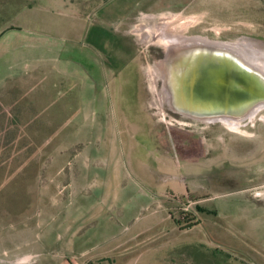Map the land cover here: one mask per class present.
<instances>
[{
  "label": "rangeland",
  "instance_id": "rangeland-1",
  "mask_svg": "<svg viewBox=\"0 0 264 264\" xmlns=\"http://www.w3.org/2000/svg\"><path fill=\"white\" fill-rule=\"evenodd\" d=\"M201 40L264 72V0H0V264H264V102L165 88Z\"/></svg>",
  "mask_w": 264,
  "mask_h": 264
},
{
  "label": "water",
  "instance_id": "water-1",
  "mask_svg": "<svg viewBox=\"0 0 264 264\" xmlns=\"http://www.w3.org/2000/svg\"><path fill=\"white\" fill-rule=\"evenodd\" d=\"M219 42L221 41L206 42L205 47L200 48L197 53V59L198 61H206L205 63L209 64L206 74L211 77L212 85L225 96V102L230 103V100H232L235 104L234 108L228 112V109H224V113H235L237 111L236 105L240 103L244 106L242 112L247 114L259 102H264V72L254 66L240 52L227 44ZM217 48L221 52L217 53ZM195 51L193 48H188L172 57L174 61L177 60V62L183 64L182 73L193 59ZM238 58L241 59L242 70L237 65ZM199 74H201V70L198 69L192 75L199 76ZM181 79L182 84H184V76ZM170 94L173 96L172 92ZM180 95L189 107L183 86ZM238 111L240 112V109Z\"/></svg>",
  "mask_w": 264,
  "mask_h": 264
},
{
  "label": "bare ground",
  "instance_id": "bare-ground-1",
  "mask_svg": "<svg viewBox=\"0 0 264 264\" xmlns=\"http://www.w3.org/2000/svg\"><path fill=\"white\" fill-rule=\"evenodd\" d=\"M166 27L163 26V28L162 27L161 28L163 30V33L166 34V35L165 34L164 35L167 38H169V39H172L174 37H176V39L182 38V35H180V34L176 35L174 31H173L174 33L168 32V30H166ZM192 42L193 41H191L189 44H188V42H185V43H187L186 46H188L185 49L193 48L196 51H195V55L193 56V59L191 60L189 65L187 67H185L186 69H184V73H182L183 64L177 62V60L174 61V59L172 58L170 60L167 59L163 62L164 67H165V73H166V75L164 76L165 77V83H166L165 88H166V90H168V88L172 89L173 96L170 97V100H171L173 106L178 111L190 113L193 115L195 114L196 116L201 117L202 119H208L209 120V119H213V118H210L208 115H210L211 113H215L217 111V108L221 107V105H222L221 103L224 101L223 95L220 92V90H217L215 88V86L212 85L213 83H211V77L207 76V74H206V69H207L209 64H206L205 63L206 61H198L197 53L199 52L200 47L191 46L193 44ZM185 43H183V44H185ZM232 45H234V44H232ZM217 49H216L217 53L221 52L219 48H217ZM246 53L248 56L253 58L252 53H248V52H246ZM239 59L240 58H238L239 62L237 63V65L242 70L243 66H242V63ZM198 69L201 70V74H199V76L192 75L194 73V71L198 70ZM182 76H184V84H182V81H181ZM192 80H193V85H192ZM167 86H168V88H167ZM182 86H183V90H184L185 95H186V100L189 103V107L187 106L185 99L180 95V90H181ZM259 105H264V103H260ZM256 110L257 109L253 110L252 112L250 110L249 113L251 112L252 114L251 113L250 114L253 115L255 113L254 111H256ZM202 114H204V115H202ZM220 117L227 118L224 115L220 116ZM224 120H227V119H224ZM235 124H236V121L233 120L231 125L233 127H236Z\"/></svg>",
  "mask_w": 264,
  "mask_h": 264
},
{
  "label": "flooded vegetation",
  "instance_id": "flooded-vegetation-1",
  "mask_svg": "<svg viewBox=\"0 0 264 264\" xmlns=\"http://www.w3.org/2000/svg\"><path fill=\"white\" fill-rule=\"evenodd\" d=\"M205 42H213V41H210V40H201L200 42H198V43H196L195 44V46H197V47H200V48H203V47H205V45H206V43ZM205 43V44H204ZM199 44V45H198ZM241 60V59H240ZM211 83H212V81H211ZM167 88H168V86H167ZM168 90H169V92L171 93L172 92V89H170V88H168ZM223 102L221 103L222 105H221V107L220 108H217V111L215 112V113H211L210 115H208L210 118H213L214 119V121H220L221 120V118H219V116H225V117H229V118H231V117H233V118H243V117H245L244 115H246V114H244L242 111V108L244 107V106H242V104H237L236 106H237V111L235 112V113H230V114H225L224 113V109H228L227 110V112L228 111H230V109L232 110L233 108H234V106H235V104H234V102L232 101V100H230V103H226L225 102V96H223ZM256 106V105H255ZM254 106V107H255ZM238 109H240V112L238 111ZM226 112V113H227ZM232 112V111H231ZM193 115V114H192ZM195 115V114H194ZM202 115H204V114H202ZM211 120V119H210Z\"/></svg>",
  "mask_w": 264,
  "mask_h": 264
},
{
  "label": "crops",
  "instance_id": "crops-1",
  "mask_svg": "<svg viewBox=\"0 0 264 264\" xmlns=\"http://www.w3.org/2000/svg\"><path fill=\"white\" fill-rule=\"evenodd\" d=\"M161 204H163L164 205V208H165V204L163 203V201H161ZM126 210V208L125 207H123L122 208V210H120V215H119V217L120 216H122L123 214V211H125ZM93 215H95L96 217L97 216H100V211H97V212H95ZM167 218H168V216H167ZM170 218V217H169ZM171 221V220H170ZM116 222H119V221H116ZM172 224V223H171ZM116 235V233H113L112 232V229L111 228H109V230H108V232H107V237L109 236V237H113V236H115Z\"/></svg>",
  "mask_w": 264,
  "mask_h": 264
},
{
  "label": "trees",
  "instance_id": "trees-1",
  "mask_svg": "<svg viewBox=\"0 0 264 264\" xmlns=\"http://www.w3.org/2000/svg\"><path fill=\"white\" fill-rule=\"evenodd\" d=\"M189 219H191V218H189ZM88 264H91V263L89 262Z\"/></svg>",
  "mask_w": 264,
  "mask_h": 264
}]
</instances>
